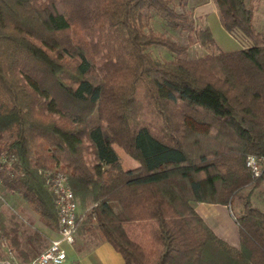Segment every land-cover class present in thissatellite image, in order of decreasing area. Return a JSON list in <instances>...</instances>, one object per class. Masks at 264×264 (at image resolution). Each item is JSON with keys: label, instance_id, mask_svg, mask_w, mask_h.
Returning a JSON list of instances; mask_svg holds the SVG:
<instances>
[{"label": "trees", "instance_id": "trees-1", "mask_svg": "<svg viewBox=\"0 0 264 264\" xmlns=\"http://www.w3.org/2000/svg\"><path fill=\"white\" fill-rule=\"evenodd\" d=\"M170 2L0 0V152L14 156L0 161V184L54 230L44 171L65 173L89 207L80 233L125 264H264V211L244 201L235 247L189 202L231 204L264 174L245 165L264 156V32L246 0H215L223 28L250 44L188 57L149 26L153 12L187 24ZM196 36L215 45L207 26ZM150 45L175 56L153 57ZM113 143L138 166L124 170ZM0 237L22 262L32 257L1 213ZM44 240L37 229L26 237L34 255Z\"/></svg>", "mask_w": 264, "mask_h": 264}, {"label": "rangeland", "instance_id": "rangeland-1", "mask_svg": "<svg viewBox=\"0 0 264 264\" xmlns=\"http://www.w3.org/2000/svg\"><path fill=\"white\" fill-rule=\"evenodd\" d=\"M170 3L176 11L185 12L187 14V24L184 25V27L174 28L163 16L153 12L149 20V26L155 31L169 35L176 42L186 45L188 57L200 56L212 51L217 52L218 50H235L250 44V41L238 30L230 33L223 28L215 0H171ZM246 5L252 9V20L255 29L264 32V0H246ZM206 26L210 28L215 39V45L213 46L201 44L196 36V30ZM147 51L158 59H171L175 56L174 53L168 51L161 45H150ZM196 127L205 129L203 125H196ZM114 147L119 155L121 166L132 164L131 161H133L134 158L116 143H114ZM76 199L81 211L82 206H80L78 198ZM246 199H248L253 206L264 211V174L259 182L247 184L236 192L230 204L232 212L235 215L240 212ZM85 206L84 210L86 212L89 207L87 205ZM0 213L6 225L17 227L21 235L23 247H25L32 256L34 255V251L26 241L28 234H33V231L37 229L44 235L45 240L40 242L41 247L39 250L43 249L44 246L48 244V238L45 236L47 228L38 214L33 211L19 194L9 192L1 184ZM49 230L53 233V230ZM94 241V236L89 237L86 234L80 233L78 229L76 242L73 247L81 244L82 248H87L92 245ZM66 249L67 258L63 264H76L77 257L75 252L72 251L69 246H67ZM17 262L22 264L25 263L21 261L15 249L12 248L6 240L0 237V264H15Z\"/></svg>", "mask_w": 264, "mask_h": 264}, {"label": "built area", "instance_id": "built-area-1", "mask_svg": "<svg viewBox=\"0 0 264 264\" xmlns=\"http://www.w3.org/2000/svg\"><path fill=\"white\" fill-rule=\"evenodd\" d=\"M12 158H14L13 154L8 156L0 152L1 162ZM245 165L253 176H259L264 170V156L249 153L246 155ZM44 177L49 190L54 194L57 225L53 234L48 237V244L24 264H63L67 258L66 247L75 243L78 227L85 214L84 209L81 211L79 209L78 201L65 173L45 170Z\"/></svg>", "mask_w": 264, "mask_h": 264}, {"label": "crops", "instance_id": "crops-1", "mask_svg": "<svg viewBox=\"0 0 264 264\" xmlns=\"http://www.w3.org/2000/svg\"><path fill=\"white\" fill-rule=\"evenodd\" d=\"M209 25V24H208ZM118 158L119 155L112 144ZM132 164L122 166L124 170H129L138 166V161L133 159ZM190 205L200 215L204 222L222 239L230 245L239 246V231L234 213L230 204H222L210 201L190 200ZM47 228V227H46ZM45 236L48 238L50 230L47 228ZM95 241L87 248H82L81 244L76 247L69 246L77 257L76 264H125L121 254L113 246L99 236H94ZM76 242V241H75Z\"/></svg>", "mask_w": 264, "mask_h": 264}]
</instances>
